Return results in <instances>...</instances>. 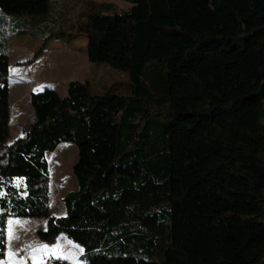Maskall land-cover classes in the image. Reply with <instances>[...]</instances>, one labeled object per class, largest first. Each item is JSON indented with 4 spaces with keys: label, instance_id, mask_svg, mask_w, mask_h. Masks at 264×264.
I'll return each mask as SVG.
<instances>
[{
    "label": "trees",
    "instance_id": "obj_1",
    "mask_svg": "<svg viewBox=\"0 0 264 264\" xmlns=\"http://www.w3.org/2000/svg\"><path fill=\"white\" fill-rule=\"evenodd\" d=\"M53 11L0 0V256L10 218H44L37 237L65 234L77 264H264V0L98 3L69 34ZM77 34L89 62L129 74V95L31 92L36 120L9 141V36ZM63 142L76 188L54 216L46 154Z\"/></svg>",
    "mask_w": 264,
    "mask_h": 264
},
{
    "label": "rangeland",
    "instance_id": "obj_2",
    "mask_svg": "<svg viewBox=\"0 0 264 264\" xmlns=\"http://www.w3.org/2000/svg\"><path fill=\"white\" fill-rule=\"evenodd\" d=\"M54 1L49 0L51 10H54L51 15L53 18L51 25L54 26L55 32L61 31L66 34L71 33L77 24L86 21L94 4L95 6L98 3L111 4L117 9V13H122L132 6V0H62L66 4L64 7L60 4L59 10H56ZM94 10H97V7H94ZM84 37L83 34H77L74 38L58 36L46 43L23 35L12 37L9 81L4 85L10 98L9 141L21 136V128L30 124L32 120L29 98L31 92L52 88L60 95H65L66 83L69 80H78L87 81L95 94L111 90L116 94L129 95V74L103 63L89 62ZM14 44L22 46H14ZM43 44L41 53L35 55ZM63 55L65 56L63 65L66 68L59 69L55 61L63 59ZM15 62L19 65L37 62L40 70L36 72L34 68L25 67L18 69L20 74H17ZM155 66L160 68L158 63L150 67L144 77L146 84L151 80L157 83L162 81L161 73L156 71ZM46 158L50 174L49 211L51 215L60 216L64 213L63 196L76 188L72 169L77 161V149L74 145L63 142L54 151L48 152ZM45 222L44 218H10L6 229V250L0 264H42L53 260L58 263L75 264L78 255L83 253V247L63 233L51 243L41 241L36 232L44 228Z\"/></svg>",
    "mask_w": 264,
    "mask_h": 264
},
{
    "label": "crops",
    "instance_id": "obj_3",
    "mask_svg": "<svg viewBox=\"0 0 264 264\" xmlns=\"http://www.w3.org/2000/svg\"><path fill=\"white\" fill-rule=\"evenodd\" d=\"M55 2V4H56V6H57V10H59V7H60V4L64 7V5L66 4V2L64 3L62 0H55L54 1ZM63 3V4H62ZM61 19H62V15H61ZM81 35V34H80ZM14 35H11V36H9V38H8V61H9V58L11 57V49H10V46H11V40H12V37H13ZM20 36H22V35H20ZM23 36H25L26 38H28V37H31L32 39H34V40H37V39H40V40H42L41 38H38V37H33V36H31V35H23ZM84 39H85V42H86V36L84 37ZM50 41V40H49ZM48 41V42H49ZM19 43H21L22 45H24L21 41H18ZM22 45H17V44H14V46H22ZM19 54H21L20 52H19ZM64 55H63V59H61V60H56L55 61V64L57 65V66H59V69L61 68V67H63L64 69L66 68V66H64L63 65V62H65L64 61ZM27 58H29V57H27ZM17 62V61H16ZM16 62H15V69H16V73L17 74H20V72L18 71V69H22V68H25V67H28V68H34V71H39L40 69H39V67H37V62H33V63H30V64H25V65H19V64H16ZM9 69H10V66H9ZM30 70V73H32V70L31 69H29ZM69 81H71V80H69ZM68 81V82H69ZM68 82L66 83V87H67V84H68ZM29 95H30V93H29ZM9 101H10V98H9ZM32 114H33V112H32ZM31 123V122H30ZM82 253H80L79 255H78V259H79V256L81 255ZM2 260V259H1ZM78 263V260H76V262H75V264H77Z\"/></svg>",
    "mask_w": 264,
    "mask_h": 264
},
{
    "label": "water",
    "instance_id": "obj_4",
    "mask_svg": "<svg viewBox=\"0 0 264 264\" xmlns=\"http://www.w3.org/2000/svg\"><path fill=\"white\" fill-rule=\"evenodd\" d=\"M36 118H35V115L33 113V117H32V120H31V123L35 122Z\"/></svg>",
    "mask_w": 264,
    "mask_h": 264
},
{
    "label": "built area",
    "instance_id": "obj_5",
    "mask_svg": "<svg viewBox=\"0 0 264 264\" xmlns=\"http://www.w3.org/2000/svg\"><path fill=\"white\" fill-rule=\"evenodd\" d=\"M2 259V257L0 256V260Z\"/></svg>",
    "mask_w": 264,
    "mask_h": 264
}]
</instances>
